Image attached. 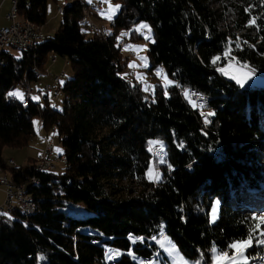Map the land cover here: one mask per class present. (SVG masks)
Instances as JSON below:
<instances>
[{"label":"trees","instance_id":"obj_1","mask_svg":"<svg viewBox=\"0 0 264 264\" xmlns=\"http://www.w3.org/2000/svg\"><path fill=\"white\" fill-rule=\"evenodd\" d=\"M47 1L19 0L20 19L43 28ZM115 1L119 10L108 21V26L114 21L113 30L105 25L111 31L104 39L91 34L87 39L78 24L81 2L61 0L55 5L63 21L53 36L42 30L45 40L19 50L18 60L1 53L0 167L25 187L33 211L26 216L0 205V264H109L105 250L122 254L110 264H138L160 254L161 230L185 259L205 264L212 247L230 252L232 244L252 237L249 264H264V88L241 89L220 74L235 62L264 77V0ZM102 12L103 6L93 15L99 19ZM138 22L146 23L154 38L146 51V73L164 68L162 79L158 72L152 78H170L172 86L157 82L144 91L130 69L131 81L119 76L134 59L127 56L133 53L129 41L148 34ZM126 31L122 66L116 40ZM50 56L68 62L73 72L60 82L61 108L50 107V97H41L42 103L35 95L24 107L23 97L9 93L24 94L16 89L18 82L40 91L31 84L46 74ZM178 88L207 96L203 112L212 113L207 125ZM35 117L39 130L60 139L63 154L50 159L63 164L59 175L50 173L55 166L40 173L35 160L14 167L2 157L5 147L28 145ZM41 139L42 150L45 141L54 143ZM151 141L158 144L151 147ZM154 146L161 148L160 157L164 151L163 159L151 157ZM151 163L159 176L149 180ZM215 200L219 214L210 224ZM72 204L92 215L75 217Z\"/></svg>","mask_w":264,"mask_h":264},{"label":"rangeland","instance_id":"obj_2","mask_svg":"<svg viewBox=\"0 0 264 264\" xmlns=\"http://www.w3.org/2000/svg\"><path fill=\"white\" fill-rule=\"evenodd\" d=\"M61 0H55V2L53 0H48L47 4H46V8H47V21L45 23V25L43 26L44 28L38 27L40 29V31L43 30V33L45 36L47 37H51L55 34V32L59 29L62 21H63V15L62 14H58L56 12V5L55 3H59ZM94 1H99L102 3L103 6V12L100 13V15L98 16L99 19L94 18V23L95 25L98 26H108V21L115 18L116 14L118 13L119 7L116 9V11L114 12V14L111 12L112 8H115V6H119L120 4L115 1V0H94ZM1 2V0H0ZM92 3V2H88L87 4ZM6 8H7V4L3 5L2 7H0V28L4 27L5 24V13H6ZM111 14V19L106 18L108 15ZM142 24H146L144 22H138V26L140 28V25ZM147 25V24H146ZM108 28V27H107ZM143 29V28H140ZM147 31V35L143 36L141 39H135L132 41H129V47L131 49V51H133V55L135 56L134 59H130L128 61V64L126 65V68L123 69L120 73L119 76L124 78L125 80H129L131 81V78L128 76L127 71L128 69H130L132 72L135 73V82L136 83H140L141 87L144 91H146L147 87H151L152 89H154V86L156 85V83H160L163 87H169L172 86L174 84L173 80H171L170 78L165 77L164 80H156L153 79L152 77H157V70H154L151 74L146 73V70L149 68V63H148V59L146 57V51L149 47L150 44L154 43V38H153V34L151 31H149V27L147 29H145ZM126 33V32H125ZM87 39L91 38L92 36L90 34H86ZM148 37L147 39L145 37ZM119 37V36H118ZM123 37V36H122ZM120 36V40H122V38ZM1 50H5L6 53H8L10 56H12L15 60H18L21 58L22 56V51H19L17 49H14L11 46H2ZM131 53V52H130ZM123 57H126L125 54L123 53V51L121 52ZM129 54V53H128ZM122 56H120L119 54V61L121 62V59L123 58ZM121 57V58H120ZM141 58H146V59H141ZM61 61H64L60 58H58ZM122 66L124 63H121ZM146 64V66H145ZM130 65H134V66H130ZM64 69H66V73L68 74L69 77H73V72L69 67H64ZM221 69H223L224 71H221ZM220 69V74L222 75V77L228 81V82H232L234 83L236 86H238L239 88L243 89V88H264V77L261 76H257L255 74H253L248 67L243 66L242 64H237V63H227L225 64L222 68ZM233 77H237V78H241L244 80L243 86H241V84L237 83V80L234 79ZM62 81V80H61ZM64 82V79L61 83ZM171 82V83H169ZM37 87H39L37 85V82L32 83L31 88L33 90H37ZM18 93H21L19 91H17ZM48 98L50 97L51 100H48V104L50 107L59 110L62 106V101H63V95L60 96V98L58 100H52V95H48ZM34 99L37 100H42L41 97H36ZM42 102V101H41ZM43 103V102H42ZM210 117V116H209ZM210 120V119H209ZM38 118L35 117L33 119V128H34V136L31 138V140L29 141L28 145L25 148H8L5 147L2 150V157L4 159H8L11 158L14 160L15 165L16 166H20V165H25V164H30L31 161L30 160H34L35 155L37 153V150L39 149V146H41V144L43 143L41 141V136L39 135V133L37 132V128L36 125L38 123ZM47 136H49L53 142H54V150H53V154H52V159L53 160H57L59 158V156H61L63 154V149L60 143V139L57 136V134H47ZM51 142V141H50ZM155 144H158V142L156 141H151L150 145L151 147ZM157 146H154L153 149L150 150V154L151 157H153L154 159H163L164 158V151H163V156H161V152L158 153V157L153 155L152 153L154 152L155 148ZM30 161V162H29ZM37 164V159H35ZM29 162V163H28ZM55 169L52 170L50 173L54 174V175H59L63 172L64 167L60 164H58L57 162L54 163ZM159 170L156 164L153 165V163L150 164L148 171H147V178L149 180L152 179H156L155 176H159ZM257 180L262 179L261 178V174L256 176ZM4 201V195L0 192V205L3 203ZM230 201H228L227 203H229ZM213 209H215V213H213ZM70 212H74L73 215L75 217H87V216H91L92 214L89 213L88 211H86L84 209V207L81 204H72L71 208H69ZM219 214V202L217 200L214 201V203L211 205L210 208V212H209V221L210 224H214L217 217ZM215 215V218H213V216ZM11 219L14 218L13 215H8ZM161 233V232H160ZM264 233V230H263ZM164 234V233H163ZM165 236V234H164ZM163 239V237L159 234V238L157 241ZM168 240H170L168 238ZM171 241V240H170ZM172 242V241H171ZM137 245H139L140 242H136ZM236 243V242H235ZM157 247L160 251V254H158L157 259L155 260V257H153V259L150 260H145V261H139L138 264H183V261H186L187 264H205L203 263L202 259H197V260H187L185 259L180 252L177 250V254L174 255H170L167 251H165L163 248L160 247L159 243H156ZM172 244H174L172 242ZM231 250L228 253L229 257H235L236 258V264H249V257L247 255V251L248 249H250V247H248L246 249V251L244 252V256L247 257V260H243L241 259L238 254L235 252V250L230 247ZM213 249L215 248H211L210 249V264H217L216 261V256L217 254H219L220 252H213ZM216 250V249H215ZM112 252L110 250H105L104 252V256H106V262L108 263V258L110 256ZM131 253V251L128 252V254ZM122 254H120L118 256V259L121 257ZM131 255V254H129ZM182 258V259H181ZM113 259H117L116 257H114ZM116 261H113L111 263H115ZM220 264H232L231 261H221Z\"/></svg>","mask_w":264,"mask_h":264},{"label":"built area","instance_id":"obj_3","mask_svg":"<svg viewBox=\"0 0 264 264\" xmlns=\"http://www.w3.org/2000/svg\"><path fill=\"white\" fill-rule=\"evenodd\" d=\"M83 1V0H82ZM11 4V0H10ZM63 6V5H62ZM60 6L59 8H62ZM59 10V9H58ZM102 11V6L100 4L99 12ZM95 12V14L99 13ZM10 14L11 12V5L8 13L5 16V20L7 21L8 25L4 28L0 29V57H1V44H12L13 48L18 49V41L19 40H27V48H30L34 45V42L37 41L40 37H44L42 32L38 31V37H30L27 33H20V28L17 27L15 22H10ZM79 26L85 30L87 33L88 32H93L92 29L90 28L89 23H83L82 17L79 20ZM146 32L145 30L142 31L144 34ZM117 41L120 40V36L118 37ZM125 45V44H124ZM26 48V49H27ZM18 50H25V49H18ZM120 53V51H119ZM125 62V57L121 59V63ZM45 73H47L45 71ZM62 75L60 73L54 79L52 80V85L45 86L42 90L33 92L29 87H25L21 82H18L15 86L16 89H19L23 91L25 95V102H27V96H39V97H46V94H53V99H56V91L58 87V80L59 77ZM179 90V89H178ZM187 93L191 97H194L195 101L199 102V106L202 108V121L201 124L203 125V111L204 109H208V106L203 105V98L207 97L204 94H201L200 92H197L195 90H192L190 88H187ZM158 148V146L156 147ZM155 148V150H156ZM53 153V144L50 141H45L44 148L42 152L39 154L37 157V164H36V170L40 173L43 172H48L51 171L53 168H49L48 166V159L51 158V155ZM8 164L11 166H14V162L12 160L8 161ZM23 185H16L13 182H4L2 179H0V187H2V191L4 193V202H3V208L8 211V208L10 206H18V210L22 212V214L31 212L33 209V203L31 200L30 207H23V202L19 198V190H21ZM0 211H2V208L0 207ZM4 211V210H3Z\"/></svg>","mask_w":264,"mask_h":264},{"label":"bare ground","instance_id":"obj_4","mask_svg":"<svg viewBox=\"0 0 264 264\" xmlns=\"http://www.w3.org/2000/svg\"><path fill=\"white\" fill-rule=\"evenodd\" d=\"M75 1H77V0H75ZM78 1L81 2L80 4H83L84 5V6H82L83 9L81 11L82 12V16H81L82 17V21H83V23H89L90 28L93 31V32H88V33L91 34V35H95V36H97V37H99L101 39L106 38V36L108 37V32L111 31V30L109 29V31H108L106 26H103V25L98 26V25H95V23H94V18L95 17H94L93 14H95V12H99L100 3H89V4H87L85 2V0H83V1L82 0H78ZM63 6H65V2L63 4ZM18 8H19V0H11V12H12V14H10V22H15L16 23L17 27L20 28V33H27L30 37H38L39 28L36 27V26H33L28 21L21 20L20 19V16H19V10H18ZM62 9L63 8H59L58 12H61ZM109 24H110L109 26L112 29L114 27V21L109 22ZM127 32L128 31H126V33H125L126 35L123 33L124 34L123 37H122L123 39L124 38L127 39V36L130 34V32H129V34ZM144 34H146V32H144ZM123 39L118 42L120 56H122L121 52H122L123 48L125 49L124 44H126V42H125L126 39L125 40H123ZM44 40H45V37H40L37 41L34 42V44L40 43V42L42 43ZM2 46H11V47H13L12 44H1V47ZM26 48H27V40H19L18 41V49H26ZM1 53H2V50H1ZM127 56L129 58H134L135 57L132 53H129ZM126 58L127 57H125V60H126ZM3 59L4 58L0 57V66H2V64L5 61V60L3 61ZM66 65L68 66V62L66 63ZM158 73H159V79H162L163 76L166 74V71H165L164 68H161ZM129 76L133 78L134 77V74L133 73H130ZM64 78H65V76L62 73V75L59 77V80H58V87H57V91H56V99L57 98H60L59 97L60 94H61V92H60L61 91L60 82ZM179 91L181 92L182 95H184L187 92V89H183V90H179ZM48 95H52V98H53V94H46V97ZM22 97H23V99H22L23 100L22 101V105L24 107H27L28 104H30L29 102L31 101L30 100L31 99V96H27V102H25V95L24 94L22 95ZM187 98H188L187 100L192 101L193 104L195 105V108L198 109V111H199L198 112V115L200 117V120L202 121V108L199 106V102L198 101H195L194 100V97H191L190 95H188ZM203 105L204 106H209V99L207 97L203 98ZM206 110L207 109H204V111H206ZM207 113H209V112H207ZM207 113H204L203 112V118L205 119V120H203V125H207L209 123V119H210L209 116L210 115H208ZM160 151H161V148L158 146V148H156V150H154V152L152 154L155 155L156 153H159ZM50 159L51 158L48 159V166H49V168H54L53 162ZM60 162L65 163L63 159H61ZM14 167H15V164H14ZM0 179H2V181H4V182H12V180L8 178V176L4 173V171H3V169L1 167H0ZM31 182L34 185L37 184V182L35 180H33ZM24 188L25 187L22 186L21 190H19V198L23 202V207H30V203H31V198L29 196L30 194L27 195L25 193V191H24ZM15 209H18V206H10L8 208V211H10L12 213V212H14L13 210H15ZM32 211H33V209H32ZM32 211L26 213V216L29 215V214H31ZM1 212L2 211H0V213ZM5 213H7V212H5Z\"/></svg>","mask_w":264,"mask_h":264},{"label":"snow or ice","instance_id":"obj_5","mask_svg":"<svg viewBox=\"0 0 264 264\" xmlns=\"http://www.w3.org/2000/svg\"><path fill=\"white\" fill-rule=\"evenodd\" d=\"M118 7L119 6L117 5V6H115V8H112L111 9V12L114 14V12L116 11V9ZM106 18L111 19V14L108 15ZM140 28L147 29L148 28V25L142 24V25H140ZM145 38L147 39L148 37L146 36ZM141 59H146V58H141ZM213 62L215 63V61H213ZM130 66H134V65H130ZM145 66H146V64H145ZM221 71H224V70L221 69ZM233 78L237 80V83H239V84H241V86H243V83H244V80L243 79L237 78V77H233ZM169 83H171V82H169ZM9 95L16 96L17 98L22 99V94L21 93H18V92L9 93ZM185 96L188 97V93L187 92L185 93ZM208 115H212V113H208ZM213 213H215V209H213ZM213 218H215V215L213 216ZM160 235L163 237V239L157 241V243L160 244V247L163 248L165 251H167L170 255L177 254V250L175 248V245L172 244V242L170 240H168V238L166 236H164L162 230H161ZM130 239L133 241V243L136 242V238L130 237ZM139 239L142 240L143 238H139ZM153 239H155V237ZM252 239H253L252 237H249L247 240L239 241V242H236V243H234V244L231 245V247L235 250V252L238 254V256L241 259L245 260V261L247 260V257L244 256V252L246 251V249L248 247H251L252 246ZM260 243L261 244H264V240H261ZM215 251L216 250L213 249V252H215ZM129 254H131V253H129ZM119 255H120L119 252H112L110 254V256H109V259H111V258H113L115 256H119ZM224 260L231 261L232 264H236V258L235 257H229L227 252H221V253L217 254V256H216L217 264H220V262L221 261H224ZM183 264H187V262L186 261H183Z\"/></svg>","mask_w":264,"mask_h":264},{"label":"crops","instance_id":"obj_6","mask_svg":"<svg viewBox=\"0 0 264 264\" xmlns=\"http://www.w3.org/2000/svg\"><path fill=\"white\" fill-rule=\"evenodd\" d=\"M88 1H94V0H88ZM92 3H94V2H92ZM5 4H7V8H6V13H5V16H6V14L8 13V11H9V9H10V0H1V2H0V7H2L3 5H5ZM5 24L7 25V22H6V20H5ZM5 25V26H6ZM4 26V27H5ZM44 28V27H43ZM52 56H50L49 57V59H48V62H47V64H46V66H45V69L47 70V73L46 74H42L40 77H39V79H38V81H37V85L39 86V87H37V90H41L44 86H48V85H52V78L55 76V75H58L59 73H64V75H65V80L66 79H68V78H70L69 76H68V74L65 72L66 71V69H64V67L66 68V67H68V66H65V61H61V60H59L58 58H55V61L53 62L52 61ZM32 85V84H31ZM61 85H62V83H61ZM38 125H39V121H38V123H37V125H36V128H37V132L39 133V135L41 136V135H43V136H45L46 138H50L49 136H47V134H51V132L50 131H44L43 129H41V130H39V127H38ZM51 139V138H50ZM41 141H42V139H41ZM54 144V143H53ZM42 147H43V143L41 144V146H39V149L37 150V153H36V155H35V158H34V160L36 159V157L38 156V154L41 152V150H42ZM6 160H13V159H11V158H8V159H6ZM33 160V161H34ZM14 161V160H13ZM15 163V162H14Z\"/></svg>","mask_w":264,"mask_h":264},{"label":"water","instance_id":"obj_7","mask_svg":"<svg viewBox=\"0 0 264 264\" xmlns=\"http://www.w3.org/2000/svg\"><path fill=\"white\" fill-rule=\"evenodd\" d=\"M117 259H113V258H111V259H108V263L110 264L111 262H113V261H117L118 260V256H115Z\"/></svg>","mask_w":264,"mask_h":264}]
</instances>
